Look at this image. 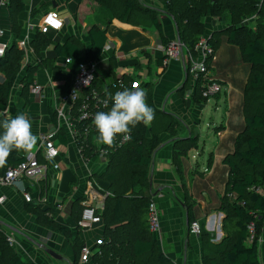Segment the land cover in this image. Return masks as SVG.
Returning <instances> with one entry per match:
<instances>
[{
    "label": "crops",
    "instance_id": "obj_1",
    "mask_svg": "<svg viewBox=\"0 0 264 264\" xmlns=\"http://www.w3.org/2000/svg\"><path fill=\"white\" fill-rule=\"evenodd\" d=\"M142 1L161 10L159 17L165 34L172 41L178 40V29L173 17L165 12L168 0ZM7 3L3 4L0 0V29L4 30L0 41L9 45L13 23L20 28L16 40L17 48L23 52L20 78L28 64L40 60L32 42L36 31L43 33L39 29L43 14L48 9L56 8L65 21L60 31L43 33L51 37L52 43L43 45L39 51L43 58L52 61V66H42L35 73L34 83L42 85V95L32 92L33 83L27 101L22 95V84L18 79L10 102L0 104V117L14 118L17 109H24V114L32 123L33 134L54 133L55 143L61 150L55 159L61 168L52 173L54 177L50 185L46 190L43 189L46 201L39 203L43 208L51 207L50 215H53L55 225L40 223L29 207L30 202L25 200V191L37 197L36 186L29 181L22 182V189L17 183L12 186L0 185L1 230L7 237L12 236L14 239L11 243L14 251L23 261L31 264H75L77 259V264H99L94 257L97 253L95 250L99 248L96 245L104 238L105 212L110 211L107 204L113 196L110 182L103 177L110 160L103 162L97 157H82L69 131L63 130L65 141H62V133L55 131L49 110L54 108L73 78L69 63L66 62L67 57L56 54L53 42L64 43L70 36H75L89 51L91 42L88 30L98 23L106 30L107 36L102 53L97 58L100 60L99 65H102L99 70L101 78L109 80L118 75L138 77L136 80L140 81V88L146 93V103L148 91L153 88L158 108L180 119L181 131L179 134L178 130L179 136L176 137L187 138L192 133L198 137L197 145L188 150L186 155L180 156V173L173 157L176 137L162 133V144L154 151L147 171L149 193L161 215V228L154 233L158 239V249L174 264H202L203 243L200 234L191 228L188 207H192L193 222H198L200 227L214 234L218 229L214 241L223 238L225 232L222 222L225 214L221 210V201L230 173V167L224 159L234 152L236 137L246 125L245 89L252 71V64L244 59L240 47L230 43L227 35L222 36L211 68V75L221 83L222 91L201 104L189 94L191 88L186 92L180 91L189 75L187 57H168L161 48L163 43L155 27L145 29L117 18L107 24L100 23L91 0H83L81 4L75 0H22L23 8H15L14 16ZM219 23L220 20L212 17L209 33L222 28L223 24ZM24 39L27 43L21 47L19 41ZM107 44H111V49H105ZM141 49L147 50L149 54H141ZM190 79L194 91V81L191 76ZM149 83H152V87ZM147 136L150 139L149 132ZM24 152L19 150L18 157L22 158ZM140 188L136 186L133 190H127L126 194L141 197ZM76 200L83 207L85 201L95 206L101 220L90 227L80 228L73 217L77 210L74 208ZM32 203L37 205L36 200ZM62 228L70 232L72 239L78 236L84 247L94 250L90 259L82 260V251L77 254ZM43 245L56 251L61 258L49 255ZM259 253L264 264V229L259 239Z\"/></svg>",
    "mask_w": 264,
    "mask_h": 264
},
{
    "label": "trees",
    "instance_id": "obj_2",
    "mask_svg": "<svg viewBox=\"0 0 264 264\" xmlns=\"http://www.w3.org/2000/svg\"><path fill=\"white\" fill-rule=\"evenodd\" d=\"M81 4L83 0H75ZM104 8L116 7L105 24L114 18L134 26L145 29L155 27L161 42L168 45L170 40L165 34L164 26L160 20L161 10L146 5L142 0H91ZM9 3V4H8ZM12 15L14 9H21L22 0H9ZM106 6V7H105ZM121 7V10H120ZM22 10V9H21ZM49 10V9H48ZM164 12V11H163ZM165 12L173 17L178 29L179 39L191 54L196 55L197 45L201 37L207 35L206 17L208 14H218L223 19L227 14L230 26L222 32L215 29L208 40L209 44L217 51L222 41V36L227 35L230 43L238 45L244 59L252 64L244 101L245 128L237 135L235 150L227 155L224 162L229 165L230 173L227 186L222 196L221 210L225 217L222 225L225 232L223 238L214 241L215 234L205 228L200 231L203 243L201 256L202 264H262L259 253V239L264 229V195L253 189L261 186L264 189V36L259 35L260 28L264 33V0H169ZM258 12V13H257ZM257 14L256 25L244 23L245 17ZM244 17V18H243ZM242 20H241V19ZM239 26H236L238 20ZM98 22L99 19H97ZM233 22V23H231ZM229 25V24H227ZM258 30V31H257ZM257 31V32H256ZM20 28L13 23L12 40L4 56L0 57V104H8L11 99L14 85L22 84V95L29 101L30 86L35 82V73L42 66H52V61L43 58L40 48L52 43L48 34L36 31L33 45L36 46L40 60L26 66L24 75L20 78L22 70L21 59L23 52L17 48V38ZM264 35V34H261ZM91 49L86 51L82 41L75 36H70L64 43L53 42L58 56L71 58L69 67L71 75H76L77 67L81 63L95 61L102 53L107 41L106 30L98 23H94L88 30ZM146 55L145 49L139 51ZM211 57L208 59L210 60ZM161 63V61H159ZM211 70V69H210ZM138 76V75H137ZM127 83L132 84L138 77L122 76ZM118 80L99 78L95 81L100 90L109 89L117 92L113 83ZM152 83H149L148 85ZM196 97L202 91L201 82L194 88ZM147 104L154 109V119L151 126L143 123L137 124L131 131V139L123 147L109 156V168L103 177L110 182L113 196L108 201L110 211L105 212L106 229L104 238L98 242L100 253L94 257L99 264H174L165 253L158 249V239L150 230L149 206L152 202L149 193L148 167L154 151L162 144V133L173 137L178 136L182 126L180 119L172 113H167L158 108L154 101L153 88L148 91ZM53 122H57L54 108H50ZM24 113V109H17L15 116ZM6 117H0L2 122ZM3 128L0 127V134ZM150 133V139L147 134ZM61 140L64 132L61 130ZM198 137L192 133L187 138L174 140V163L180 168L179 158L186 155L188 150L197 145ZM85 147V155H91L95 146ZM184 146H178L179 144ZM19 151H13L8 157L5 167L0 168L4 174L10 166L22 160L18 157ZM140 186L141 197L127 195V190ZM42 190L44 186L40 187ZM31 211L42 224L55 225L52 220L51 207L43 208L40 204L28 203ZM73 213L74 220L78 223L84 207L76 200ZM189 223L194 221L192 207H188ZM253 222L256 228V239L250 243L249 224ZM79 255L83 244L78 236L72 239L68 230L63 229ZM78 263V259L75 264ZM0 264H31L23 261L14 251L6 234L1 230L0 223Z\"/></svg>",
    "mask_w": 264,
    "mask_h": 264
},
{
    "label": "built area",
    "instance_id": "obj_3",
    "mask_svg": "<svg viewBox=\"0 0 264 264\" xmlns=\"http://www.w3.org/2000/svg\"><path fill=\"white\" fill-rule=\"evenodd\" d=\"M2 2L5 4L7 0H2ZM254 18H257L256 15L245 17L243 22L252 25ZM64 23L65 21L60 11L52 8L43 14L39 23V29L43 33L60 31L64 27ZM30 28L33 27L30 26ZM3 34L4 30L0 29V36ZM210 37L211 33L201 37L196 47V55L187 51L184 44L185 50L183 46L180 48L181 42L179 40H173L168 45H161L162 50H164L168 57H187L186 66L191 68V77L194 83H206V85H202L201 91L206 97H211L222 91L221 83L212 77L211 70L207 69L205 64V59L207 60L210 57L214 59L216 54L215 49L208 42ZM26 43V39L19 41L21 47H24ZM7 47V42L0 41V57L5 55ZM105 49H111V44H107ZM66 62L70 63L71 58H67ZM99 64L100 60L96 59L93 62L78 65L77 73L70 80L69 87L60 95L59 101L54 104L57 117V122H54V129L56 132H60L61 130L69 131L82 157L85 159L97 157L101 161L107 162L109 161V156L127 144L129 140H124L122 135L118 136L113 146L104 145L98 141L99 133L93 125L94 115L99 111H109L112 106L110 97L115 94L114 92H109V89L100 90L97 84H95V81L101 78L99 75ZM122 76L118 75V80L113 83L112 87L117 88V91H122L128 86L140 87L138 80L130 84ZM85 80L88 81L87 84L84 83ZM42 91V85L38 83L32 85L33 93L42 95ZM105 101H108L107 105ZM53 134L52 132L35 134L37 137L35 146L30 151L23 153L20 162L14 166H10L4 174H0V185L12 186L19 181H29L30 184L37 187L38 193L37 197H35L30 192L25 191V200L28 202L36 200L37 204L46 201V197L43 195V190L40 187L45 185L44 189L46 190L48 185H50L51 179L54 177L52 173L59 171V168H61L60 163L55 161L56 157L60 155L61 150L55 143ZM89 138H91V146H95V149L92 150L93 153L91 155H85V147H90L89 143H87ZM252 188L264 195V189L261 186H253ZM100 220L101 215L98 209L85 201L81 218L77 223L78 226L80 228H87L92 223L99 222ZM149 224L150 230L153 233L159 232L161 228V215L160 209L154 201L149 206ZM191 228L194 232L200 233L198 222H193ZM249 233L248 241L251 243L256 239V228L253 222L249 224ZM7 240L10 243L14 241L12 236H8ZM95 251L100 253L99 249ZM93 252L94 250L91 247H83L82 260L90 259Z\"/></svg>",
    "mask_w": 264,
    "mask_h": 264
},
{
    "label": "clouds",
    "instance_id": "obj_4",
    "mask_svg": "<svg viewBox=\"0 0 264 264\" xmlns=\"http://www.w3.org/2000/svg\"><path fill=\"white\" fill-rule=\"evenodd\" d=\"M88 83L87 80L84 81ZM112 106L109 111H99L94 115L93 125L99 133L98 141L113 146L118 136L131 139L132 129L139 123L146 126L155 116L154 109L146 103V93L140 88H125L110 97ZM108 101H105L107 105ZM0 168L5 167L13 151H30L37 142L32 132V123L27 114L20 113L0 122ZM17 186L23 188L22 181Z\"/></svg>",
    "mask_w": 264,
    "mask_h": 264
},
{
    "label": "rangeland",
    "instance_id": "obj_5",
    "mask_svg": "<svg viewBox=\"0 0 264 264\" xmlns=\"http://www.w3.org/2000/svg\"><path fill=\"white\" fill-rule=\"evenodd\" d=\"M263 1V0H262ZM93 5H94V8H96L95 10H96V17H97V19H99V21H100V23H105L109 18H111L110 16V13H113V10L116 8V7H112V8H104V7H102L100 4H98V3H96L95 1H93ZM106 7V6H105ZM120 10H121V7H120ZM258 13V12H257ZM255 15V14H254ZM223 17V19H221L219 16H218V14H208L207 15V17H206V19H205V21H206V24H207V26H206V28H207V34L209 33V29H210V21L212 20V17H214V18H216V20H220V23H222L221 25V27L222 28H220V29H222V32H225V30L230 26V20H231V18L229 19L228 17H227V14L226 13H223V15H222ZM253 16V15H252ZM248 17H250V16H248ZM256 17H257V14H256ZM244 18V17H243ZM241 19V18H240ZM238 20L236 23H238L236 26H239V24L241 25L242 23H240L241 22V20ZM232 21V20H231ZM243 21V20H242ZM219 23V24H220ZM231 23H233V22H231ZM227 24H229V25H227ZM252 25H256V18H254L253 19V21H252ZM225 26H227V28L225 27ZM229 29V28H228ZM259 29V35L261 36V37H263L264 35H261V34H264L263 33V31L260 29V28H258ZM258 31V30H257ZM256 31V32H257ZM212 33V32H211ZM178 40L181 42V44H180V48H182V46H183V42L179 39V36H178ZM183 49H184V46H183ZM185 50V49H184ZM216 55V54H215ZM101 60H102V58H101ZM191 62V61H190ZM213 62H214V59L213 58H211L210 60H206L205 59V64H206V67H207V69H211L212 68V66H213ZM102 66V65H101ZM101 66H99V70L101 69ZM186 69H187V73L189 74L188 75V77H187V79L185 80V82H184V84L182 85V87L180 88L181 90V92H186V91H189V88H191V90L189 91V94H191V96H193V98L197 101V102H199V103H204V102H206L209 98H210V96L209 97H206L204 94H203V92H199V95H197L198 97H199V99L196 97V94H195V91H193V89H192V80L190 79V76H192V74H191V68L190 67H186ZM40 77V75H38V78ZM137 81V80H136ZM140 82V81H139ZM194 85H195V83H194ZM202 85H206V83L204 82V84L202 83L201 84V87H202ZM141 87H142V84H141ZM128 89H131V88H134L133 86H128L127 87ZM135 88H138V87H135ZM140 88V87H139ZM203 88H204V86H203ZM141 89V88H140ZM145 92V91H144ZM191 92V93H190ZM213 96V95H212ZM167 112V111H166ZM167 113H169V112H167ZM180 131L181 130H179V134H180ZM179 134H178V136H179ZM173 138V137H172ZM185 144L183 143V144H179L178 146H184ZM202 230V227H200V231ZM216 236H217V233H218V229L216 228Z\"/></svg>",
    "mask_w": 264,
    "mask_h": 264
},
{
    "label": "water",
    "instance_id": "obj_6",
    "mask_svg": "<svg viewBox=\"0 0 264 264\" xmlns=\"http://www.w3.org/2000/svg\"><path fill=\"white\" fill-rule=\"evenodd\" d=\"M55 4H56V3H55ZM55 4H54V7H56ZM43 248H44V250H45L49 255H51L52 257H55V258H61V256H60L56 251H54V250H52V249L46 247L45 245H43Z\"/></svg>",
    "mask_w": 264,
    "mask_h": 264
}]
</instances>
